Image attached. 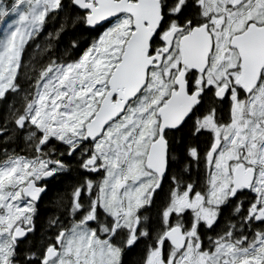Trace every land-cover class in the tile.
Wrapping results in <instances>:
<instances>
[{"label":"snow or ice","instance_id":"6c2138e0","mask_svg":"<svg viewBox=\"0 0 264 264\" xmlns=\"http://www.w3.org/2000/svg\"><path fill=\"white\" fill-rule=\"evenodd\" d=\"M0 264H264V0H0Z\"/></svg>","mask_w":264,"mask_h":264}]
</instances>
